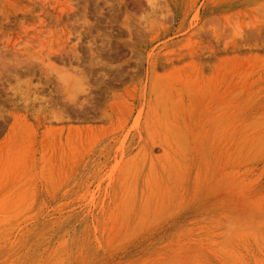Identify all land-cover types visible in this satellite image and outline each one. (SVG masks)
Listing matches in <instances>:
<instances>
[{"label": "rangeland", "instance_id": "1", "mask_svg": "<svg viewBox=\"0 0 264 264\" xmlns=\"http://www.w3.org/2000/svg\"><path fill=\"white\" fill-rule=\"evenodd\" d=\"M0 264H264V0H0Z\"/></svg>", "mask_w": 264, "mask_h": 264}, {"label": "bare ground", "instance_id": "2", "mask_svg": "<svg viewBox=\"0 0 264 264\" xmlns=\"http://www.w3.org/2000/svg\"><path fill=\"white\" fill-rule=\"evenodd\" d=\"M166 13L169 14L168 10H166Z\"/></svg>", "mask_w": 264, "mask_h": 264}, {"label": "clouds", "instance_id": "3", "mask_svg": "<svg viewBox=\"0 0 264 264\" xmlns=\"http://www.w3.org/2000/svg\"><path fill=\"white\" fill-rule=\"evenodd\" d=\"M239 38H242V34L240 35V37Z\"/></svg>", "mask_w": 264, "mask_h": 264}]
</instances>
